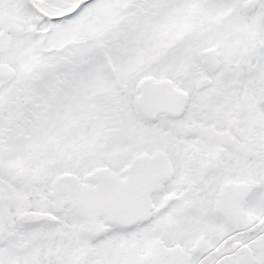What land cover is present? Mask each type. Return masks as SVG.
Listing matches in <instances>:
<instances>
[{
    "label": "snow or ice",
    "instance_id": "obj_1",
    "mask_svg": "<svg viewBox=\"0 0 264 264\" xmlns=\"http://www.w3.org/2000/svg\"><path fill=\"white\" fill-rule=\"evenodd\" d=\"M0 264H264V0H0Z\"/></svg>",
    "mask_w": 264,
    "mask_h": 264
}]
</instances>
